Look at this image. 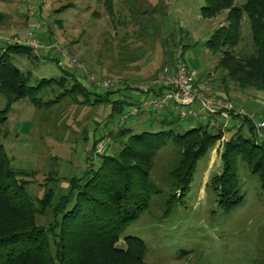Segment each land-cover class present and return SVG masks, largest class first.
<instances>
[{
    "label": "rangeland",
    "instance_id": "obj_1",
    "mask_svg": "<svg viewBox=\"0 0 264 264\" xmlns=\"http://www.w3.org/2000/svg\"><path fill=\"white\" fill-rule=\"evenodd\" d=\"M243 3L244 0L234 1L236 6ZM23 4L24 0H0V12L23 13L18 9ZM42 4L45 14L55 21L50 25L54 39L68 55L84 64L91 81L103 77L130 85L148 80L157 70L161 72L165 60L180 44L197 71L196 83L205 93L223 96L264 120V90L240 88L228 77L227 71L219 66L228 46L218 50L206 46L214 30L227 25L228 9L203 18L200 10L205 0H111V13L105 0H45ZM62 6L66 8L55 12ZM251 48V30L243 13L239 40L232 50L240 57ZM23 57L27 61L24 68L18 60L13 63L24 72L31 71L30 85L44 77H59L54 64L49 63L52 67L42 73L38 61ZM33 65L38 68L34 69ZM66 86L70 84L51 83L37 96L47 101L55 97L57 88ZM3 106L4 100L0 98V108ZM30 106L35 110L32 135L29 127L32 120L26 115ZM11 108L7 126L19 134L10 135L2 142L5 153L15 169L27 171L26 191L33 198L43 195L46 178L52 169L57 170L60 182L53 191L56 201L67 191L68 175L82 168L83 151L74 142L77 132L86 120L95 118L104 123L107 107L89 105L73 91L47 107L34 108L28 98H23ZM134 121L132 117L128 123ZM114 126L111 125L113 129ZM141 129H149V123L141 124ZM235 131H229L228 136ZM244 133L248 135L247 128ZM259 139L264 140V130ZM104 142L110 145L109 153L119 148L107 135L99 140L98 147L104 148ZM177 151L178 147L170 141L158 150L150 171L149 208L125 228L117 246L126 247L125 236L141 238L147 248V264H255L264 257V193L257 175L239 161L237 177L243 200L229 210L220 206L210 185L211 177L221 172L218 148L199 159L189 187L181 197H170L168 171ZM50 221V208L45 215H36L38 225L45 226Z\"/></svg>",
    "mask_w": 264,
    "mask_h": 264
},
{
    "label": "trees",
    "instance_id": "obj_2",
    "mask_svg": "<svg viewBox=\"0 0 264 264\" xmlns=\"http://www.w3.org/2000/svg\"><path fill=\"white\" fill-rule=\"evenodd\" d=\"M105 1L108 6L111 4V0ZM234 1L205 0L200 10L203 18L228 9L227 25L214 30L206 46L212 50L228 46L219 66L240 88L263 91L264 0H244L239 6ZM65 8L62 6L55 12ZM109 12H112L111 6ZM243 13L248 18L252 48L237 57L232 49L239 40ZM26 51L29 52L27 47L10 45L0 52V98L4 100L0 108V264H147V248L141 238L125 236V248H119L117 243L125 228L149 208L150 171L158 150L168 141L178 147L168 177L170 197H181L189 187L197 162L212 150L221 131H214L204 122L184 127L178 117L161 114L158 119L153 113L147 130H136L128 122L114 126L107 136L119 145L117 151L102 154L81 176L68 178L66 193L56 201H53V191L60 179L57 170L52 169L43 195L33 198L26 191L27 171L15 169L2 143L9 133L8 113L16 101L28 98L38 109L76 91L89 105L110 103L109 121L120 117L127 105L119 100H108L107 93L103 96L86 90L66 74L59 79L42 78L30 85L28 75L13 63L14 54ZM158 75L155 73L151 78ZM65 82L70 86L57 88L54 98L43 101L37 96L51 83L62 85ZM241 120L236 132L222 145L221 172L210 180L219 205L227 210L243 200L237 177L239 161L257 175L264 193V140L259 139L250 119L242 117ZM154 126L156 130L152 129ZM245 128L248 135L244 133ZM48 208L51 221L45 226L38 225L36 215H45ZM255 264H264V257Z\"/></svg>",
    "mask_w": 264,
    "mask_h": 264
},
{
    "label": "crops",
    "instance_id": "obj_3",
    "mask_svg": "<svg viewBox=\"0 0 264 264\" xmlns=\"http://www.w3.org/2000/svg\"><path fill=\"white\" fill-rule=\"evenodd\" d=\"M33 2L35 5V8L31 14H29L27 11L28 0H24L22 9L18 7L19 10H23V13H20L19 11L18 13H13V12H8V13L2 12L1 13L0 12V31H7V34L18 35L22 38H25L26 37L25 28L27 27L29 21H34L39 25V27L35 30V34H34V37L37 40L39 46L36 49H31L27 46H22V47H27L29 49V52L26 51V52H21L20 54H14L13 61L18 60V63L23 67V66H27V61L24 59L23 56L33 58L36 61H38L37 64L40 65L39 68L38 66L33 65V68L34 69L38 68L42 70V73L48 72V69L52 67L48 65L49 63L54 64V67H55L54 69L58 71L59 73V77L55 79H59L61 78V76L66 74L71 79H75L77 82L81 84V86H83L86 90L90 92L98 93L103 96L104 94L107 93L106 95H107L108 100L110 101L119 100V101L124 102L125 105H127L125 108L126 109L125 112H128L132 108V106L136 105L139 101L143 100L144 95L138 92L137 90L133 89L130 85H128V83L126 84L122 82L118 84L117 81H113V85L110 88H103V87L97 86L94 81L92 82L89 79L90 78L89 73L87 72V68L84 66V64L81 62H78L75 58L71 57V55H68L67 50L62 48V46L59 45L57 41L54 39V32H53V29L50 28V25L51 23L53 24V22L55 21L52 19L50 20V18L48 17L49 15L45 14V11L43 10L44 4L42 3H44L45 0H41V1L33 0ZM73 6H74V2H73V5H71V7ZM53 14L54 13H52L51 15ZM7 47H3L2 42H0V52H3ZM19 69L22 72H24L21 68ZM24 73L27 74L29 78L32 74L31 71H26ZM155 73L160 74V70H157L156 72H154V74ZM49 78H53V77H49ZM100 80H103V77H98L96 78L95 81H100ZM196 82H198V79ZM197 87L198 88L200 87L198 83H197ZM213 96L223 97L218 94L213 95ZM131 103H133V105H131ZM30 104L32 105L31 101H30ZM100 104H104L107 107L106 108V121L104 123H100V121L96 120L95 118L93 119L89 118L90 120L89 121L86 120V123H84V125L79 129V131L76 134L78 135V138H76L74 142L76 146H78V144L80 145L81 153L83 151L82 157H81L82 162H83L82 168L77 173L69 174L67 179L73 176H81L83 172L87 169L88 165L97 163L100 160L102 154L108 153V149L110 148V145L107 144V142H104V148L102 145L101 147H98V145L95 147V144L99 142V140H101L105 135H107L108 131L112 129L113 125H115V123L119 120L120 117L119 116L115 117L113 120L109 121V113L111 111V104L107 102L100 103ZM231 104L234 109L241 108V106H239L233 101L231 102ZM28 108H27L26 115L29 120H32V125L30 124L29 126L31 129V135H32V129L34 126V123H33L34 114L33 113L35 112V110H33L31 106ZM11 109L8 113V116L12 114ZM151 113H153V115H156L158 119L161 118L159 116L161 114H164V115L171 114V116L178 117L179 119H181L182 124L185 123L189 125L188 127L196 126L197 124L202 122L199 119L192 117V116L181 117L178 114V112L174 109L165 110L161 113H156L152 110L142 109L136 115L130 117V118L135 117V121L133 123H128V124H131L132 126H134L136 130H142L141 124L149 123L151 119V116H150ZM216 115L220 121L226 124V127L224 128L223 132L221 131V137L217 140L215 146L213 147L212 150L214 151H212V153L215 152L216 149L218 148L222 150L223 143L226 140H228L230 137L228 136V132L232 131L233 129L237 130V127L242 124L241 118L233 114V112L225 113V115H222V113L219 112ZM8 121H9V118L7 119V124H8ZM88 122L89 123L91 122V124L88 125ZM8 130H9V133L3 139V142H5L6 139H8L10 135L11 137H14L19 134L17 131L13 132V130L9 128ZM74 131H77V130H74Z\"/></svg>",
    "mask_w": 264,
    "mask_h": 264
},
{
    "label": "built area",
    "instance_id": "obj_4",
    "mask_svg": "<svg viewBox=\"0 0 264 264\" xmlns=\"http://www.w3.org/2000/svg\"><path fill=\"white\" fill-rule=\"evenodd\" d=\"M35 5L33 0H28L27 11L31 14ZM39 25L29 21L25 28L26 37L0 33V42L3 47L9 45L27 46L36 49L39 45L34 37L35 30ZM197 71L188 62L183 46L177 44L170 57L163 65L158 76L145 81L133 82L130 86L144 95L132 108L123 113L115 123V127L129 121L131 116L140 110L147 109L156 113L174 109L181 117H195L216 131H224L226 124L217 118V113L233 112L236 116L247 117L254 125V130L259 137L264 130V120L249 111L239 108L234 109L231 102L219 96L206 94L202 88L196 85ZM97 86L110 88L113 85L111 79L95 81ZM223 139V138H222Z\"/></svg>",
    "mask_w": 264,
    "mask_h": 264
}]
</instances>
